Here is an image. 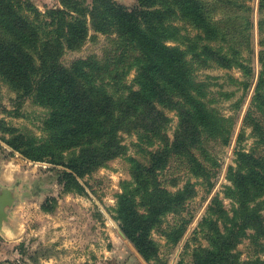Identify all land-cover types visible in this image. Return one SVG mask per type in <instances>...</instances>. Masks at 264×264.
Returning a JSON list of instances; mask_svg holds the SVG:
<instances>
[{
    "label": "trees",
    "instance_id": "trees-1",
    "mask_svg": "<svg viewBox=\"0 0 264 264\" xmlns=\"http://www.w3.org/2000/svg\"><path fill=\"white\" fill-rule=\"evenodd\" d=\"M246 1L138 0L131 10L114 0H92L90 6L87 0H59L58 6L42 12L30 0H0V76L19 95L49 110L46 136L40 143L38 138L22 137L19 143H9L31 159L51 155L57 164L63 163L65 151L80 149L81 154L72 156L69 164L75 169L116 156L124 148L121 130H136L150 145L149 158L145 163L134 160V187L125 186L119 195L117 217L146 260L158 254L152 229L164 214L182 207L192 191L189 185L171 191L159 180L160 169L174 155H187L201 167L191 148L207 136L227 137L231 132L230 119L204 101L206 85L196 80L192 60L223 66L243 60V48L252 45ZM218 13L222 17L216 19ZM89 23L96 31L115 35L109 61L102 67L94 58L64 64L63 53L85 40ZM189 27L197 30L194 37ZM126 66L137 71L129 86ZM103 67L109 68V75ZM136 84L139 87L134 88ZM262 85L264 71L257 88ZM166 106L178 112L173 140L167 131L170 118L162 108ZM35 151L39 153L33 155ZM233 179L229 190L239 196L238 206L229 216L219 203L226 227L218 228L209 247L198 249L204 253L196 264L252 263L241 260L235 248L247 228L255 226L264 233L261 208L252 204L256 197H250L255 188L264 193V170L243 174L240 168ZM139 196H143V209L136 203Z\"/></svg>",
    "mask_w": 264,
    "mask_h": 264
},
{
    "label": "rangeland",
    "instance_id": "rangeland-1",
    "mask_svg": "<svg viewBox=\"0 0 264 264\" xmlns=\"http://www.w3.org/2000/svg\"><path fill=\"white\" fill-rule=\"evenodd\" d=\"M30 1L42 12L59 5V0ZM114 1L131 10L138 5V0ZM91 3L87 0L89 6ZM246 4L250 6L252 45L243 48V60H234L229 66L192 60L196 80L206 85L204 101L230 119L227 124L231 132L227 137L207 136L201 145L191 148L201 167L187 155H174L160 169L159 180L171 191L187 185L192 191L186 194L182 207L164 214L152 229L158 254L151 260L139 253L117 217L119 195L125 186L134 187V160L145 163L150 145L136 130H121L124 148L100 162H85L73 169L69 165L71 157L81 154L77 148L65 151L59 164L51 155L43 160L31 159L9 140L19 143L21 137L29 141L38 138L40 143L46 136L44 124L49 110L19 95L0 76V171H18L12 183L18 193L8 206L0 235L8 264H196L204 253L198 249L209 247L218 228L222 231L226 227L219 203L229 216L238 206L239 196L229 190L234 186V174L240 168L243 174L251 173V169L264 170V85L257 88L264 71V7H260V0H247ZM221 17L216 14V19ZM177 23L183 26L182 21ZM88 26L85 40L63 53L64 64L94 58L102 67L109 61L115 35L96 31L90 23ZM188 30L192 37L197 34L191 27ZM168 43L176 45L173 40ZM126 67L129 86L137 71L135 66ZM103 68L109 75V68ZM162 108L170 118L167 131L173 140L179 126L178 112L172 106ZM142 197L136 199L140 209ZM250 197H256L252 204L261 208L264 221V193L255 188ZM207 216L210 218L205 221ZM235 252L241 260L264 264V233L255 226L247 228Z\"/></svg>",
    "mask_w": 264,
    "mask_h": 264
},
{
    "label": "crops",
    "instance_id": "crops-1",
    "mask_svg": "<svg viewBox=\"0 0 264 264\" xmlns=\"http://www.w3.org/2000/svg\"><path fill=\"white\" fill-rule=\"evenodd\" d=\"M17 170H7V171H0V206L4 208V205L11 204L12 201L17 196L18 190L17 188L12 186L13 181L16 179ZM4 208L6 211L8 209V206ZM6 221L3 219V221L0 222V235L3 234L2 230L5 227ZM7 260L9 258L5 257L4 250L2 246L0 245V264H8Z\"/></svg>",
    "mask_w": 264,
    "mask_h": 264
},
{
    "label": "water",
    "instance_id": "water-1",
    "mask_svg": "<svg viewBox=\"0 0 264 264\" xmlns=\"http://www.w3.org/2000/svg\"><path fill=\"white\" fill-rule=\"evenodd\" d=\"M6 205H9V204H6ZM6 205H4V208L6 207ZM2 206H0V222L3 221V219H5L8 214L7 211L4 208H2Z\"/></svg>",
    "mask_w": 264,
    "mask_h": 264
}]
</instances>
